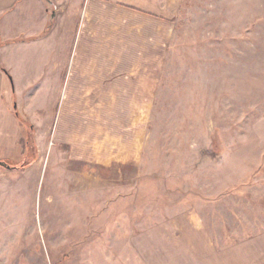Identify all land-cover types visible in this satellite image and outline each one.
<instances>
[{
  "label": "rangeland",
  "instance_id": "374dc122",
  "mask_svg": "<svg viewBox=\"0 0 264 264\" xmlns=\"http://www.w3.org/2000/svg\"><path fill=\"white\" fill-rule=\"evenodd\" d=\"M109 1L111 65L157 70L154 102L46 127L0 183V264H218L264 234V0Z\"/></svg>",
  "mask_w": 264,
  "mask_h": 264
},
{
  "label": "crops",
  "instance_id": "0c3cea01",
  "mask_svg": "<svg viewBox=\"0 0 264 264\" xmlns=\"http://www.w3.org/2000/svg\"><path fill=\"white\" fill-rule=\"evenodd\" d=\"M109 9V0H0V160L13 165L0 183L40 163L41 137L62 129L67 105L154 102L157 70L111 65ZM85 125L70 134L87 143L103 133ZM213 254L218 264H264V234Z\"/></svg>",
  "mask_w": 264,
  "mask_h": 264
},
{
  "label": "water",
  "instance_id": "95a60500",
  "mask_svg": "<svg viewBox=\"0 0 264 264\" xmlns=\"http://www.w3.org/2000/svg\"><path fill=\"white\" fill-rule=\"evenodd\" d=\"M3 165L9 166V167H13V165L10 164L9 162H7V161H3V160H0V167L3 166ZM14 166H15V165H14Z\"/></svg>",
  "mask_w": 264,
  "mask_h": 264
},
{
  "label": "trees",
  "instance_id": "16d2710c",
  "mask_svg": "<svg viewBox=\"0 0 264 264\" xmlns=\"http://www.w3.org/2000/svg\"><path fill=\"white\" fill-rule=\"evenodd\" d=\"M22 166H26V164L24 163V165H22Z\"/></svg>",
  "mask_w": 264,
  "mask_h": 264
}]
</instances>
